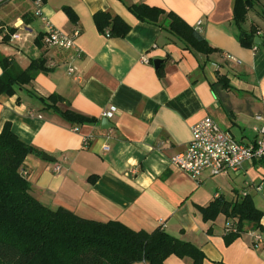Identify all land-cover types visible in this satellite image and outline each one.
Here are the masks:
<instances>
[{"label": "crops", "instance_id": "0c3cea01", "mask_svg": "<svg viewBox=\"0 0 264 264\" xmlns=\"http://www.w3.org/2000/svg\"><path fill=\"white\" fill-rule=\"evenodd\" d=\"M137 4L175 13L215 50L186 48L167 29L165 14L156 23L140 21L128 8ZM233 5L234 0L2 1L0 56L23 69L32 61L44 67L14 94H0V130L9 123L22 142L40 152L28 154L21 169L32 195L50 209L64 208L83 219L118 221L134 231L162 228L201 249L202 264H264V215L261 229L246 227L226 244L227 224L235 225V219L224 213L204 219L202 212L218 197L235 202L247 195L264 213V161L226 175L205 170L198 179L170 163L185 150L190 127L206 116L245 143L256 137L252 126L262 124L255 116L264 119V1L248 8L242 24L245 31L255 29L256 48L240 42ZM64 7L73 10L75 22ZM96 12L118 16L128 33L100 32ZM47 22L80 31L76 73L67 70L70 51L36 44ZM155 58L161 59V71L154 68ZM51 94L63 99L56 103L61 110L94 121L72 123L46 108L39 97ZM103 112H110L105 128ZM251 232L263 237L256 248ZM164 264L192 260L169 255Z\"/></svg>", "mask_w": 264, "mask_h": 264}, {"label": "trees", "instance_id": "16d2710c", "mask_svg": "<svg viewBox=\"0 0 264 264\" xmlns=\"http://www.w3.org/2000/svg\"><path fill=\"white\" fill-rule=\"evenodd\" d=\"M259 1L264 0H234L233 21L239 28L240 42L246 46L255 45V29L251 27L245 31L242 24L248 8ZM128 8L140 21L152 23L165 14L169 32L190 50L204 54L215 50L197 30L173 12L166 13L146 4ZM63 10L70 21H76L71 8ZM93 19L97 29L100 32L107 29L106 35L110 37H123L130 29L121 18L107 12H96ZM42 36L43 33L35 40L36 44H40ZM0 65V94L6 95L14 94L16 87L28 84L44 70L40 61H32L23 69L8 56H0ZM39 99L46 108L52 107L69 122L94 121L72 110H61L56 103L63 99L57 94ZM30 153L40 154L22 142L10 124L5 123L0 130V264H164L169 255L189 257L192 264H202L205 256L201 249L169 235L162 228L152 232L134 231L118 221L87 220L64 208L53 210L44 206L32 195L30 184L21 173ZM202 212L204 219L214 218L218 213L235 219V230L225 234L226 244L239 237L246 227L261 229L260 220L264 215L247 195L235 202L218 197Z\"/></svg>", "mask_w": 264, "mask_h": 264}, {"label": "built area", "instance_id": "2783aa9c", "mask_svg": "<svg viewBox=\"0 0 264 264\" xmlns=\"http://www.w3.org/2000/svg\"><path fill=\"white\" fill-rule=\"evenodd\" d=\"M2 1L4 0H0V3ZM200 23L199 20L197 25ZM79 35L78 29L65 32L48 22L43 32L41 39L43 45L70 51L68 73H76L77 71L73 62L80 57L81 53L75 44ZM12 37L17 38L18 35L12 34ZM142 61L148 62L147 58H142ZM109 114L110 112H103L104 117ZM255 120L262 124L252 126L256 137L245 143L236 139L228 130L222 129L213 118L204 117L190 127L191 138L185 150L172 156L170 163L191 178L198 179L205 170L209 171L212 176L226 175L239 171L247 162L264 160V119L261 115H256ZM73 130L77 131L78 129L74 127ZM59 169L60 167L56 166L54 170ZM259 188L257 186L256 189ZM227 225L228 230H235L233 223ZM250 234L254 238L253 246L258 247L263 242L262 234L259 232H251ZM143 264L146 263L143 262Z\"/></svg>", "mask_w": 264, "mask_h": 264}, {"label": "water", "instance_id": "95a60500", "mask_svg": "<svg viewBox=\"0 0 264 264\" xmlns=\"http://www.w3.org/2000/svg\"><path fill=\"white\" fill-rule=\"evenodd\" d=\"M254 44H255V45H259V44H260V40H259L258 37L254 38ZM160 64H161V59L155 58V59L153 60L154 68L158 69V68L160 67ZM101 123H102V127H104V128L107 127L108 124L110 125V121H109V119H108L107 117H104V118L102 119ZM42 158L45 159V160H49V161L54 160L53 158H51V157H50L49 155H47V154H43V155H42Z\"/></svg>", "mask_w": 264, "mask_h": 264}]
</instances>
